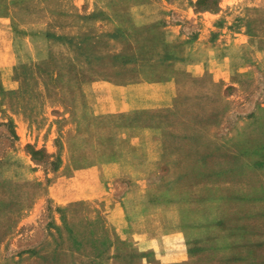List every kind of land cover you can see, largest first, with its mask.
I'll use <instances>...</instances> for the list:
<instances>
[{
    "label": "rangeland",
    "instance_id": "374dc122",
    "mask_svg": "<svg viewBox=\"0 0 264 264\" xmlns=\"http://www.w3.org/2000/svg\"><path fill=\"white\" fill-rule=\"evenodd\" d=\"M128 84L160 142L146 212L51 182L63 118ZM136 233L174 257L135 264H264V0H0V264H133Z\"/></svg>",
    "mask_w": 264,
    "mask_h": 264
},
{
    "label": "crops",
    "instance_id": "0c3cea01",
    "mask_svg": "<svg viewBox=\"0 0 264 264\" xmlns=\"http://www.w3.org/2000/svg\"><path fill=\"white\" fill-rule=\"evenodd\" d=\"M238 34L241 36V33ZM193 67L202 69L197 64ZM139 84L141 83H137V86ZM153 84L160 85L162 82L146 81V85ZM126 86L121 87L124 89L118 96H106V100L111 102L108 109H99L96 106L93 116L90 112L88 115L82 112L75 116L76 119L66 120L63 118L62 123H64L57 127V136L60 137L58 146L60 166L52 170L51 182L55 184L56 180L58 181L62 177L72 180L79 176L82 177L85 172H91L80 179L83 181L80 189L82 194L78 197L87 199L101 196V193L99 196L89 195L88 192L93 189L92 184L98 185L97 189L101 190L103 184H109L110 179L119 180L125 182V189L122 192H113V190L110 193V196L119 198L114 201L116 203L114 206L122 208L120 198H123V194L130 198V202L126 205L128 212H131V209L136 212L138 206L141 207L140 211L146 212V198L154 196L156 194L154 190H157L159 185L157 173L162 165L159 161L160 142L159 138L154 135V128L151 125L129 123L125 119L129 111L134 109L130 105L132 101L142 99V97L145 100L150 98L146 93L134 96L131 90H128V87L133 84ZM101 100L103 99H98L100 102ZM51 129L53 133L54 125L51 126ZM18 134L21 136L22 133L18 131ZM24 134L25 132H23ZM64 168L69 169L68 173H64L65 175L60 172ZM50 186L52 185H48V188ZM58 198L57 200H59ZM68 200L70 199H67L66 196V200L63 202ZM135 202L138 203L135 204ZM114 210L116 208L109 211L113 212ZM111 223L117 230L127 228L125 222L115 223L112 221ZM133 240L134 242L130 243L127 241L131 246L136 245L137 247V255L131 256L129 253L128 257L134 261L133 264L138 261L149 263V250L152 251L156 259L163 262L174 257L173 253L163 250L167 248L160 241L146 238L145 234L136 233ZM94 244L97 245L95 242ZM94 259H97V255H94Z\"/></svg>",
    "mask_w": 264,
    "mask_h": 264
}]
</instances>
